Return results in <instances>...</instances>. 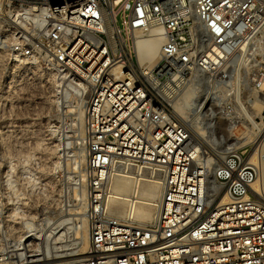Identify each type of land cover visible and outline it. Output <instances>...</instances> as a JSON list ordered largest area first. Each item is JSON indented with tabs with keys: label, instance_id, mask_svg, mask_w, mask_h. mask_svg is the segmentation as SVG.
Here are the masks:
<instances>
[{
	"label": "built area",
	"instance_id": "built-area-1",
	"mask_svg": "<svg viewBox=\"0 0 264 264\" xmlns=\"http://www.w3.org/2000/svg\"><path fill=\"white\" fill-rule=\"evenodd\" d=\"M158 32L159 59L141 63L138 40ZM0 37L18 64L45 62L83 113L87 256L49 264H264V140L208 150L204 187L201 144L173 107L194 78L213 94L206 120L237 121L223 93L264 86V0H0ZM129 173L161 181L149 221L136 191L122 215L109 205Z\"/></svg>",
	"mask_w": 264,
	"mask_h": 264
},
{
	"label": "rangeland",
	"instance_id": "rangeland-1",
	"mask_svg": "<svg viewBox=\"0 0 264 264\" xmlns=\"http://www.w3.org/2000/svg\"><path fill=\"white\" fill-rule=\"evenodd\" d=\"M49 68L42 60L18 64L10 59L0 37V255L6 258L4 264H18L19 258L21 262L27 259L29 252L25 244L28 242L17 244L16 241L30 229L39 234L38 239L31 241L40 253L37 258L46 255L42 247V238L46 235H49L50 256L88 247L86 148L83 121L77 113L80 107H76L78 102L75 103L72 96H65L63 86ZM201 88L188 83L173 104L188 127L196 121L203 129L213 132L215 146L207 149L217 151L246 140L249 143L239 148L253 151L259 148L264 131L259 134L250 124L237 102L236 90L229 88L223 93L224 98L235 103L237 121L229 125L217 113L213 112L207 121L204 113L195 110L197 98L208 91L206 86ZM244 92L246 90L241 88L242 102L247 101L250 94ZM261 93L264 94V89ZM244 106L255 112L248 103ZM256 109L258 114L254 119L264 126L263 103ZM238 128L241 130L235 133ZM247 131H252V135ZM69 212L73 214H67ZM41 219H44L43 225L37 222ZM62 220L65 223L58 227ZM58 230L63 234L55 240ZM20 245L24 248H19ZM71 261L74 259L38 264Z\"/></svg>",
	"mask_w": 264,
	"mask_h": 264
},
{
	"label": "bare ground",
	"instance_id": "bare-ground-1",
	"mask_svg": "<svg viewBox=\"0 0 264 264\" xmlns=\"http://www.w3.org/2000/svg\"><path fill=\"white\" fill-rule=\"evenodd\" d=\"M159 34H161V33L158 32V35L154 34L155 36H149L147 38H141L140 40H138V42H137V54H138V59L141 63L153 65L159 59L160 47H161V44L163 42V37ZM189 83H191L193 85L195 84L199 90L202 89L200 84L194 78ZM262 89H264V86L261 88V90ZM74 90L77 91L75 88H74ZM261 90H259V89L258 90H252L250 92V95L252 96V98L249 101V105L252 108H254L255 112H250V111L246 110L244 103L240 100V97L238 96V93L236 92L237 102L239 104H241V106L244 109V112H245V115H246L248 121H250V124H252L253 127L258 129L257 133H259V134H261L264 131V126L262 125L263 126L262 127L260 124H257L256 120L254 119V116L256 114H258L257 109H256L257 106L259 104H262V103L264 105V94L261 93ZM212 97H213V94H212V92H209V90L206 91V93H204L203 95H200V97L197 98L198 103L195 106V110L198 112L204 113V111H203L204 107H205L206 103H209L211 101ZM177 100H179V99H177ZM76 107H78V106H76ZM173 107H174V110H175L177 117L182 122H185L181 118L180 114L177 112L174 104H173ZM186 109H188V108H186ZM187 111H189V110H187ZM77 113L79 114L80 121H82V116H83L82 109L78 108ZM189 114H191V113H189ZM184 119H187V117ZM242 125H244V124H242ZM248 127L249 126H247V128ZM82 128H83V126H82ZM249 129H251V128H249ZM189 130L191 132V136L201 144L200 148H201L202 153L200 156L202 159V163L207 168L206 176L203 179V182H204V187H207L212 182V171H213V164L212 163L215 162V158L213 156H211L210 154H206V152H208V150H209V149H207V148H209V146L210 147L215 146L214 139H213V132L209 131L207 129H203L202 127H200L196 123V121L193 122V124H191V126L189 127ZM195 130H196V132H195ZM240 130H241V128H238L235 133H237ZM196 133L198 134V136ZM238 134L236 136H238ZM247 134L252 135V131L248 132ZM203 139H205V140L203 141ZM247 143H249V141H247V140L241 144L239 143V141H236V142L230 144V146H227L225 148L222 147L223 149H217V151L214 148L213 149L215 150L214 152L217 153L216 155L220 156V155L224 154L227 150L239 148L241 145L243 146L244 144H247ZM216 148H218V147H216ZM263 152H264V147H263ZM262 160H264L263 156H262ZM259 161L261 162L260 156H259ZM263 166H264V161H263ZM210 175H211V179H210ZM111 189L113 192V198H111V201H109L110 202L109 205L111 206L112 210L116 214L122 215L124 213L126 206H127V203H128V200H129V197L131 196L132 193H135V191H136V193H137V206L135 207L134 210H135V213H136L138 219L142 222H146V221H149L150 219H152V217L154 216V214L156 212L157 201H158L160 194H161V181L159 178L145 179V180L143 179V180H140L139 183L137 184V179H134V177L130 173L125 174L123 176L122 175H116L114 177V180L112 181ZM85 213H86V211H85ZM67 214H73V213L69 212ZM64 223H65V220H62L58 224V227L62 226ZM86 223H87V219H86ZM62 228H64V226L61 227L60 229H62ZM65 229H67V227ZM62 234H63V232H60V230L56 231L55 235H54L55 236L54 239L58 240L60 237H62ZM38 238H39L38 231L36 232L34 229H30L29 231H27L22 236L21 239H18L16 241L17 244H19L22 241L28 242L27 244H25V247L28 248L27 253L29 252L27 255V259L23 262L18 263V264H38V263H47V262H52V261H63V260H67V259H74V261H76V260H80V259L87 256V250H85L84 248L77 251V252H65L63 254H54V255L50 256L48 246H47V239L49 238V235H46V237L42 238V245H43L42 247H44L46 255L44 254L45 255L44 257H38L37 258V255H39L40 253L37 251L36 248L35 249L33 248L34 246H32V245L34 243L32 244L31 241L36 240ZM87 240H88V238H87ZM43 241H44V243H43ZM88 242H89V240H88ZM88 242L86 243L87 245H88ZM22 254L23 253H20V255H22Z\"/></svg>",
	"mask_w": 264,
	"mask_h": 264
}]
</instances>
